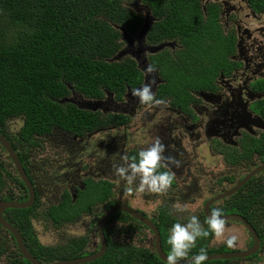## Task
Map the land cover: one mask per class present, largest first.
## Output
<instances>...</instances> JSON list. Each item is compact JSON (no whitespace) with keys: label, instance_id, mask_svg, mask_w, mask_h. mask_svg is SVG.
Instances as JSON below:
<instances>
[{"label":"trees","instance_id":"obj_1","mask_svg":"<svg viewBox=\"0 0 264 264\" xmlns=\"http://www.w3.org/2000/svg\"><path fill=\"white\" fill-rule=\"evenodd\" d=\"M126 1L133 0H0V132L12 147L21 149L22 141L27 143V149L38 146L37 136H48L53 129L85 136L98 128L110 124L121 126L126 122L124 116L114 115H109V121L102 120L99 113L81 109L76 102H63L73 95L99 101L107 93L122 100L128 87L140 83L142 73L135 60L124 57L118 62L112 61L125 47L122 28L136 35L144 24L143 15L126 6ZM142 1L155 18L147 36L148 43L177 40L182 47V50L179 45L175 52L163 51L151 57L152 65L166 80L160 88L161 94L179 99L178 103L187 102L185 96L189 98V89L211 88L213 85L207 86L223 67L235 65L230 59L236 51L235 40L231 34H224L217 5H209L204 12L198 0ZM251 4L256 11L264 12V0H254ZM178 52L175 60L173 56ZM197 74L203 78L198 80ZM262 82L264 79L257 84ZM256 109L264 115V99L257 101ZM19 120L22 122L19 134H14L9 124ZM0 149H3L1 145ZM27 149L22 148L20 155L25 157ZM12 181L16 179L0 157V192ZM18 184L27 191L22 181L18 180ZM91 189L102 192L93 197L79 195L75 204L66 194L58 206L44 209L36 204L24 210H11L14 226L39 261L52 264L92 254L85 250L86 238L73 240L65 247H45L33 229L34 220L62 227L82 213L91 214L94 204H102L104 210L117 203L111 199V184L99 182L92 184ZM257 192L254 196H263L262 216L252 214L255 221L250 214L245 216L260 234L264 247V185ZM256 202L254 197L244 201L238 198L230 205V212L247 213V205ZM151 218L161 232L163 248L168 254L169 229L180 221L167 218L164 212ZM114 219L120 222V231L108 226V250L101 259L89 264H165L146 245V230L152 233L149 228L129 214L120 213ZM213 236L198 238L188 257L197 254L201 247L207 254L231 250L226 245L211 246ZM3 247L0 244V264L7 254ZM8 260L11 264H31L25 259ZM235 261L239 260L204 264H234Z\"/></svg>","mask_w":264,"mask_h":264},{"label":"flooded vegetation","instance_id":"obj_2","mask_svg":"<svg viewBox=\"0 0 264 264\" xmlns=\"http://www.w3.org/2000/svg\"><path fill=\"white\" fill-rule=\"evenodd\" d=\"M198 1L204 12H206L209 5H217L219 7L223 32L224 34H231L235 40L236 51L230 56L235 65L223 67L219 74L214 77V81L207 86L213 85L211 88L189 89V98L185 96L186 101L188 100L187 102L178 103L179 99H174L168 94H161L160 88L162 84L166 83V80L161 76L160 70L156 68L154 73L147 74L145 68L149 64L152 65V56H156L163 51L175 52L180 43L177 40L164 42L161 44H167L166 48L156 54L150 53L149 48L161 44H149L147 41L148 34L145 40H138V36L146 24L148 11L152 21L150 29L152 28L155 22L152 11L142 0L128 2L126 6L135 12L136 10H142V13H136L144 17V24L136 35H130L122 28L132 38V41L127 40L124 33H122L126 42L122 51L128 50L129 54L126 57L135 60L137 67L142 73L140 83L134 87H128L122 100H117L113 94L107 93L105 99L93 101L94 104L88 103L89 100L84 98H80V101H78L81 107L88 109L87 111L91 110L93 112L94 108H96L97 111L95 113H99L102 120L109 121L107 119L109 115H114L124 116L126 122L121 126L110 124L98 128L87 132L85 136H77L70 132L53 129V132L48 136H37L38 146H32L31 149H27V143L24 141L20 142L22 143V148L27 149L25 157L20 155L22 148L16 150L13 147L35 189L36 200L32 207L36 204H39L44 209L58 206L66 194L69 195L72 203L75 204L79 195L86 194L87 191L91 190L92 184L105 182L111 184V199H116L117 201L116 204L110 207L124 205L120 204L119 200L131 201L133 205L128 204V207L153 221L151 217L159 216L162 212L169 219L170 215L168 213L171 212L176 217L181 216L183 212H176L173 209V205L176 203L197 206L196 212L193 214L190 212L189 214L190 216H197L201 224L207 228L204 223L207 219L205 216L206 203L234 189L250 172L264 165V115L256 109L257 101L264 99V87H261L264 83L256 84L257 81L264 79V21L262 19L264 12L255 10L251 4L254 0ZM252 22L256 23L257 26L253 28ZM175 60H178V58ZM202 78L203 75L197 74L198 80ZM153 79L156 81L152 85L155 99L161 100L163 103L160 105L155 103L142 105L139 99L132 95V89L141 88ZM71 99L73 100L74 98ZM95 102L100 103L97 104ZM19 125H22L21 120L17 121L16 127H19ZM20 128L11 132L19 134ZM156 137H159L165 145L163 156H172L181 162L179 168L171 164H169L168 168H164L163 164L167 161H163L159 169V171L170 170L175 173L172 186L164 194L172 202L169 204L171 212L169 209L166 210L164 208L165 205L159 210H157V206L150 211L140 209L137 206L139 203L137 194L147 196V193L135 192L129 196L125 193V182L120 181L118 177L114 181L101 178L103 174L114 173L113 164L122 163L120 158L123 155H128L129 157L138 156L139 151L149 147ZM53 140L57 142L55 146L58 145V152L45 154V149L48 147L47 144L52 143ZM21 153L23 154V152ZM0 157L2 161H5L6 169L16 179V181L8 182L5 187L1 188L0 200L26 202L29 199V191L4 149H0ZM45 179L47 181H44ZM18 180L23 182L27 191L19 186ZM117 181H119V184H117ZM52 184L56 188L53 196L46 192ZM263 185L264 171L253 176L239 191L230 197L216 201L211 206V209L214 207L222 208L223 216L230 214L241 215L254 227L245 214H250L251 216L253 214L254 217L262 216L260 202L263 196L259 197V194L254 196V194L258 193L257 191H260ZM251 193L253 194L251 195ZM153 195H155V199H160L159 194L153 193ZM50 196H52L51 199L49 198ZM253 197L256 198L257 202L247 205V213L230 212V205H232L234 200L241 198L244 201ZM161 201L163 203L162 199ZM252 201L255 200L252 199ZM109 208L103 210L102 204H94L91 214L82 213L74 222L67 223L62 227H55L51 222L47 223L44 220L40 221L47 224L49 228L60 230L77 224L83 217L91 216L93 218L92 224L95 227L93 237L95 236L96 243L93 245V238L84 236L88 237L86 238L88 243L85 250L92 254L77 257L81 258L99 252L101 241L97 234L98 222L103 213ZM244 209H240V211ZM116 215L111 217L106 223L104 228L105 237L108 226L114 227L115 230L121 228L120 222L114 219ZM186 216H188L187 213ZM253 216L252 221H255ZM3 217L14 226L11 210L5 211ZM171 217L174 216L171 215ZM35 221L37 220L33 221V229L39 243L43 245L35 230ZM234 226L242 230L248 238V245L243 248L236 247L238 248L236 251H245L252 248L253 237L246 226L239 221H225V230ZM254 229L256 230L255 227ZM147 232L149 231L146 230ZM256 232L258 233L257 230ZM258 235L260 237L259 233ZM77 239L82 238L74 240ZM260 239V249L257 254L234 260H252L262 255L264 247L263 239L261 237ZM24 242L29 250L25 239ZM0 244L7 251V254L2 258L1 264H4L3 260L8 258H14V260L24 259L11 232L1 225ZM67 244L63 246L65 247ZM229 252L235 251L231 250ZM11 253L14 257H10L13 256Z\"/></svg>","mask_w":264,"mask_h":264},{"label":"clouds","instance_id":"obj_3","mask_svg":"<svg viewBox=\"0 0 264 264\" xmlns=\"http://www.w3.org/2000/svg\"><path fill=\"white\" fill-rule=\"evenodd\" d=\"M156 68L149 64L145 68L147 74L154 73ZM155 79L150 83L144 84L141 88L132 89V95L139 99L140 104L160 105L161 100H156L152 91V85ZM165 145L159 137H156L153 143L139 151L138 156L129 157L123 155L120 159L122 163L113 164V172L120 181L125 182L126 195H133L135 192L165 194L172 186L175 173L169 171H159L163 161L164 168H168L169 164L179 168L181 162L175 157H164ZM176 212L187 211V205L176 203L173 205ZM207 228L201 224L199 218L192 215L187 223H174L169 229L167 244L170 251L166 256L165 264H179V261L189 256V253L196 247L198 238H207L214 235L217 239L224 237L225 220L223 218V209L214 207L210 210V216L204 222ZM236 242L235 236H230L226 240L228 247H233ZM208 259L207 250L203 247L199 252L193 255L191 264H204Z\"/></svg>","mask_w":264,"mask_h":264},{"label":"water","instance_id":"obj_4","mask_svg":"<svg viewBox=\"0 0 264 264\" xmlns=\"http://www.w3.org/2000/svg\"><path fill=\"white\" fill-rule=\"evenodd\" d=\"M136 12L142 13L143 11L142 10H136ZM151 24H152V21H151V17H150V12L148 11L146 24L143 26L142 30L140 31V34L138 36V40H145V38L149 32V29L151 27ZM123 33H124L125 39L132 41V38H130V36L127 33H125L124 30H123ZM166 46H167V44H161L159 46L149 48V51L152 54H156V53L162 51L164 48H166ZM141 52H142V50H141ZM128 54H129L128 50H124V51L120 52L112 61L118 62L123 57L128 56ZM63 102L75 103L76 101L74 99L72 100V99L67 98V99L63 100ZM88 103L94 104V102L90 101V100L88 101ZM95 103L98 104L100 102H95ZM75 104H77L79 106V108H81V109L83 108L79 105L78 102H76ZM93 111L96 112L97 109L94 108ZM0 145L5 150V152L9 155V158L12 160L17 173L22 178L26 188L29 191V199L26 202L0 200V225L2 227L6 228L9 232H11L13 238L15 239V241L17 243L20 254L22 255V257L25 260H27L31 264H44L41 261H39L35 256H33V254L27 249L26 244L24 242V239H23L21 233L18 231V229L15 226H13L11 223H9L3 217V213L7 210H24V209L31 208L35 203L36 195H35V189L31 183L30 179L28 178L26 171H25L20 159L18 158V156H17L15 150L13 149L12 145L10 144V142L7 140V138L4 135L1 134V132H0ZM262 171H264V165L258 167L254 171L250 172L246 176V178L243 181L239 182L238 186H236L234 189L230 190L229 192H227L225 194L219 195L216 198H214L213 200L207 202L205 205V216L207 218L210 216L211 206L216 201L223 199V198L230 197L231 195H233L234 193L239 191L240 188L246 182H248L253 176H255L256 174H258ZM120 212L129 214L135 220L139 221L140 223H142L143 225H145L146 227L149 228V230L153 233V236H154L155 251H156L157 255L159 256L160 260L165 263L167 253L164 251V248L162 245L161 234H160V231H159L157 225L151 219L146 217L145 215L141 214L140 212H138L134 209H131L128 206L116 205V206H112L108 210H106L98 222L97 234H98L99 240L101 241V248H100L98 253H96L94 255H88L85 257L77 258L74 260L58 261V262H54L52 264H87V263H91V262H94V261H97L98 259H100L106 253V251L108 249V242H107V239H106L105 233H104V228L106 226V223L108 222V220L111 217H113L115 214H118ZM223 218L225 221L234 220V221H239V222L243 223L253 237V242H254L253 246H252V248L245 250V251L207 254L208 259L205 262L242 259V258L251 257L252 255L257 254L259 252V249H260L261 239H260L258 233L256 232V230L254 229V227L241 215L230 214V215L223 216ZM192 257H188V258L180 260L179 264H191Z\"/></svg>","mask_w":264,"mask_h":264},{"label":"rangeland","instance_id":"obj_5","mask_svg":"<svg viewBox=\"0 0 264 264\" xmlns=\"http://www.w3.org/2000/svg\"><path fill=\"white\" fill-rule=\"evenodd\" d=\"M127 1L124 3L125 5H127ZM141 3V2H140ZM263 21H264V17H262ZM251 24L252 27H256L257 24L252 22ZM180 45V44H179ZM180 49L182 50V47L180 45ZM178 53H176L173 58L177 59L178 58ZM258 83V81L256 82V84ZM71 98H74V100L76 102L80 101V98H77L76 95H73ZM16 121L10 123V129L11 131H16L19 129V127H16ZM20 126V125H19ZM55 144H57V142H54V140L52 141V143L47 144L48 147L45 149L46 152L45 154H54L56 152H58L57 150V146H55ZM52 145V146H51ZM218 157V156H217ZM217 157H215V159H217ZM219 159V158H218ZM102 179H109V180H115V178H117L114 173L113 174H103V176H101ZM49 183L51 184V182L49 181ZM117 184H119V181H117ZM47 193H49L50 195H55L56 192V188L55 185L52 184L50 185V187L48 188V190L46 191ZM102 192L101 189L99 190H94L91 189L89 192H87L86 194H82V196H96L98 194H100ZM58 195V194H57ZM50 196L49 198L51 199ZM160 199H155V195H153V193H147V196H141L137 194L139 203H138V208L140 209H146L147 211L150 210H154V207L157 206V210H159L160 208H162L163 205H165L164 208L169 209L171 212V206H169L170 200H168L167 197L163 195H160ZM145 198V199H143ZM161 199L163 200V203H161ZM120 204H124L129 206L133 205L131 203V201H127V200H119ZM160 204V205H158ZM185 205V204H184ZM81 206V205H80ZM198 207L197 206H192V205H188L187 206V211L183 212L181 214V216L176 217L172 212L168 213L171 217V215H173L178 221H180V223H187L188 220L190 219V212L193 214L196 212V209ZM101 209V208H100ZM156 210V211H157ZM186 213L188 216H186ZM93 218L91 216H87V217H83L77 224L75 225H71L68 226L66 228H62L60 230H55L53 228H49L47 226V224H45L42 221H35V230L37 232L38 238L40 240V242L45 245V246H52V247H57V246H63L65 244H67L69 241L74 240L76 238H83L84 236H88L89 238H93L92 239V244L95 245L96 240H95V236L93 237V231L95 230L94 225L92 224ZM147 239H145L146 245L152 249L155 250V246H154V236L152 233L147 232ZM230 236H235L236 237V242L235 245L232 247V251H236V247H246L248 245V238L247 236H245V233L240 230L238 227H233L231 229H227L225 230L224 233V237L217 239L215 236H213L212 242H211V246L214 247H219L221 245H227L226 244V240L230 237ZM88 237H84V238H88ZM239 248V249H241ZM229 250V251H231ZM244 250V249H243ZM3 262H5L4 264H10L8 259H4ZM234 264H264V253L262 255H260L257 259H252V260H240L235 262Z\"/></svg>","mask_w":264,"mask_h":264}]
</instances>
